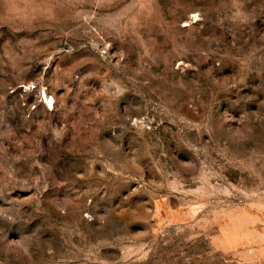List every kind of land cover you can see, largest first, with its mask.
I'll return each instance as SVG.
<instances>
[{"label":"rangeland","instance_id":"rangeland-1","mask_svg":"<svg viewBox=\"0 0 264 264\" xmlns=\"http://www.w3.org/2000/svg\"><path fill=\"white\" fill-rule=\"evenodd\" d=\"M0 264H264V0H0Z\"/></svg>","mask_w":264,"mask_h":264},{"label":"bare ground","instance_id":"bare-ground-1","mask_svg":"<svg viewBox=\"0 0 264 264\" xmlns=\"http://www.w3.org/2000/svg\"><path fill=\"white\" fill-rule=\"evenodd\" d=\"M44 94H45V92H44ZM45 97H46V99H47L46 101H48L49 103H51V101H52V97H49V96H46V95H45ZM47 104H48V103H47Z\"/></svg>","mask_w":264,"mask_h":264}]
</instances>
